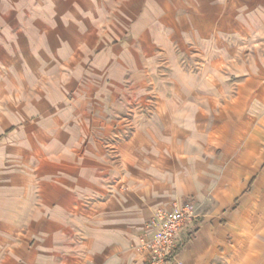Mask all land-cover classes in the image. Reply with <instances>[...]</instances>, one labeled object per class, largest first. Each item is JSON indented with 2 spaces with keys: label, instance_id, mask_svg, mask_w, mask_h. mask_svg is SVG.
Wrapping results in <instances>:
<instances>
[{
  "label": "rangeland",
  "instance_id": "1",
  "mask_svg": "<svg viewBox=\"0 0 264 264\" xmlns=\"http://www.w3.org/2000/svg\"><path fill=\"white\" fill-rule=\"evenodd\" d=\"M140 46L159 60L142 65ZM174 62L218 67L221 101L250 99L264 129V0H0V264H63L42 240V187L63 159L114 158L140 87L152 105Z\"/></svg>",
  "mask_w": 264,
  "mask_h": 264
},
{
  "label": "crops",
  "instance_id": "2",
  "mask_svg": "<svg viewBox=\"0 0 264 264\" xmlns=\"http://www.w3.org/2000/svg\"><path fill=\"white\" fill-rule=\"evenodd\" d=\"M145 53L140 46L142 65L159 60ZM174 63L175 82L154 86L152 105L140 87V114L129 135L121 125L114 158L83 152L78 162H58L63 177L41 189L48 255H62L63 264H143L134 246L152 210L191 200L202 204L199 226L179 247L178 264H264V129L256 105L222 102L218 67L192 74Z\"/></svg>",
  "mask_w": 264,
  "mask_h": 264
},
{
  "label": "built area",
  "instance_id": "3",
  "mask_svg": "<svg viewBox=\"0 0 264 264\" xmlns=\"http://www.w3.org/2000/svg\"><path fill=\"white\" fill-rule=\"evenodd\" d=\"M198 218V206L191 200L152 210L134 246L143 264H178V249L196 233Z\"/></svg>",
  "mask_w": 264,
  "mask_h": 264
}]
</instances>
